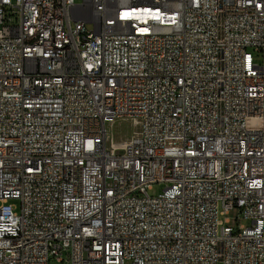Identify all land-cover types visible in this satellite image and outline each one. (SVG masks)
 Returning <instances> with one entry per match:
<instances>
[{
	"label": "built area",
	"instance_id": "2783aa9c",
	"mask_svg": "<svg viewBox=\"0 0 264 264\" xmlns=\"http://www.w3.org/2000/svg\"><path fill=\"white\" fill-rule=\"evenodd\" d=\"M65 255L264 264V0H0V264Z\"/></svg>",
	"mask_w": 264,
	"mask_h": 264
},
{
	"label": "rangeland",
	"instance_id": "374dc122",
	"mask_svg": "<svg viewBox=\"0 0 264 264\" xmlns=\"http://www.w3.org/2000/svg\"><path fill=\"white\" fill-rule=\"evenodd\" d=\"M87 29L92 31L93 25L88 24ZM255 61L257 63H261V61H262L261 56H255ZM136 131L137 130L135 129V127H133L132 121H130L129 119L118 120L114 125H112L109 128V134L111 133L112 136L114 137V140L116 142H119V143H124V142L128 141V139H130L136 133ZM163 188L164 187L161 185H155L153 187V189L149 191L150 196L158 195L163 190ZM10 203L11 204H18L17 201H10ZM226 218H228L230 220V222H232L233 218H234V214H230L229 216H226V217H221V220L225 221ZM244 224L246 226H250L249 222H244ZM229 225L232 226V223H230ZM226 226H228V225H226ZM62 260L63 261H59L56 258H52L50 260V262H48L47 264H67V260H68L67 255H65L62 258Z\"/></svg>",
	"mask_w": 264,
	"mask_h": 264
},
{
	"label": "bare ground",
	"instance_id": "6f19581e",
	"mask_svg": "<svg viewBox=\"0 0 264 264\" xmlns=\"http://www.w3.org/2000/svg\"><path fill=\"white\" fill-rule=\"evenodd\" d=\"M85 22H93V14H85Z\"/></svg>",
	"mask_w": 264,
	"mask_h": 264
}]
</instances>
